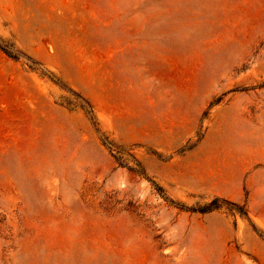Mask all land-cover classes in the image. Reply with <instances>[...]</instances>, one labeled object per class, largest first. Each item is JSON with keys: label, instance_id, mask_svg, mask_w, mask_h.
Returning <instances> with one entry per match:
<instances>
[{"label": "rangeland", "instance_id": "1", "mask_svg": "<svg viewBox=\"0 0 264 264\" xmlns=\"http://www.w3.org/2000/svg\"><path fill=\"white\" fill-rule=\"evenodd\" d=\"M0 264H264V0H0Z\"/></svg>", "mask_w": 264, "mask_h": 264}]
</instances>
